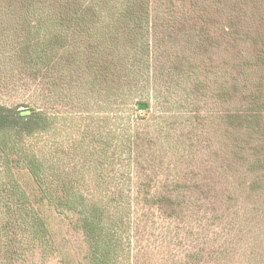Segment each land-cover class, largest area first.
<instances>
[{
	"label": "trees",
	"instance_id": "trees-1",
	"mask_svg": "<svg viewBox=\"0 0 264 264\" xmlns=\"http://www.w3.org/2000/svg\"><path fill=\"white\" fill-rule=\"evenodd\" d=\"M207 2L0 0V264H48L52 215L82 235L79 264H220L242 246L240 192L264 182L236 176L264 171V85L246 65L264 48L215 89L246 86L247 104L214 111L174 52L235 36Z\"/></svg>",
	"mask_w": 264,
	"mask_h": 264
},
{
	"label": "rangeland",
	"instance_id": "rangeland-1",
	"mask_svg": "<svg viewBox=\"0 0 264 264\" xmlns=\"http://www.w3.org/2000/svg\"><path fill=\"white\" fill-rule=\"evenodd\" d=\"M203 13L210 17L212 27L223 24L228 26L235 36L230 33L210 45L209 41L198 54L178 45L174 47L177 54L175 57L181 58V64L186 68L193 64L196 74L205 80V84L200 87L202 91L197 92L211 102L214 111L231 110L245 105L247 101L241 92L248 90L246 86H239L232 92L228 89L216 92L215 89L231 80V75L237 72L235 60H241V56L245 59L246 55H254L258 48H264V0H208ZM168 42L171 41L167 38L165 43ZM254 44L258 47H254ZM251 66L261 72L256 85H259L260 81V86L264 85V66L255 64L253 59L246 65ZM180 70L183 73V70ZM255 75L258 77V74ZM180 92L184 93V90H178L179 94ZM218 127L215 121L209 119L206 132L219 147V160L229 162L232 156L229 157L227 152L228 139H225ZM257 174L264 176V171L261 168H256L255 171L241 169L237 171L236 176L238 180H244L248 187V182ZM255 188L248 194L240 192V195L245 197L244 200L240 198L238 202L241 223V237L238 238L242 246L229 257L230 260L220 264H264V182H260ZM51 229L58 249L49 258L48 264H79L85 252L82 235L69 227L58 215H52Z\"/></svg>",
	"mask_w": 264,
	"mask_h": 264
},
{
	"label": "water",
	"instance_id": "water-1",
	"mask_svg": "<svg viewBox=\"0 0 264 264\" xmlns=\"http://www.w3.org/2000/svg\"><path fill=\"white\" fill-rule=\"evenodd\" d=\"M143 107H144V105H140V106H139V108H143Z\"/></svg>",
	"mask_w": 264,
	"mask_h": 264
}]
</instances>
